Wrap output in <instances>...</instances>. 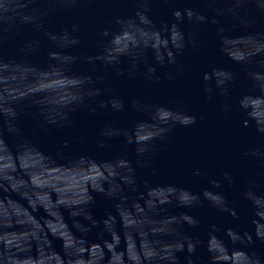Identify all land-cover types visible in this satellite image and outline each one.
I'll list each match as a JSON object with an SVG mask.
<instances>
[{"label": "clouds", "instance_id": "9594fccd", "mask_svg": "<svg viewBox=\"0 0 264 264\" xmlns=\"http://www.w3.org/2000/svg\"><path fill=\"white\" fill-rule=\"evenodd\" d=\"M40 2L43 4L56 5H75L77 3H93L97 0H18L16 2L19 24L29 27L36 37L28 39L20 36L19 31H12L16 20L13 17H4L0 21V66L9 68L18 63V59L9 58L4 55V49L10 42L18 45V51L27 60L34 54L43 52L49 59L62 60L72 65L84 62L89 69L81 74V92L76 97L74 107L62 112L58 119L49 118L43 107L31 102L27 96L17 99H9L6 96L0 98V143L7 145L8 137L17 141L18 150L22 152L31 144V140L24 136L19 126V118L24 113L25 108L32 110L36 126L33 128V135H39V131L48 132L51 128H70L74 121V113L85 110L90 115H96L97 110H111L114 113L137 111L142 102L140 99L130 97L125 99L111 90L108 73L112 72L116 77L125 79H143L145 82L156 85L161 83L162 77L158 74L159 70L166 69L164 78L169 81L175 80L177 75L183 73V66L179 63V58L184 55L189 48L199 51L204 47V42L198 36V30L202 26L211 25L215 33L227 31L224 20L231 21L245 29L253 30V34L264 39V0H198L202 4L203 10L194 7L183 9L175 8L172 10V21H162L159 24V31L165 36L171 34L168 47L161 53L157 50L151 62L139 56H130L129 61L132 67L125 72L115 66V62L102 55H83L79 51H69L68 49L79 50L83 41L80 37L82 27L78 23L60 26L58 28L46 26L44 17L50 12L56 11L55 8H44L32 10L30 12L19 11L27 8L29 4ZM135 11L130 18L115 16L108 21L109 25H121L127 19H135L152 26L154 21L150 16L152 0H132ZM8 3L5 12L8 10ZM207 13V14H206ZM183 25L191 27L192 31L186 32ZM259 25V27H258ZM98 38H106L110 35L109 27H101L97 31ZM57 40L65 42L61 51H56L51 47H45ZM256 69L248 70L246 75L252 81L253 86L264 90V57ZM234 63L247 67L249 61L245 59L234 60ZM238 74L231 69L210 66L201 75L202 90L206 98L211 99L215 94L223 98L220 110L224 115L236 113L241 117V125L245 129H251L255 134L264 137V123H253L248 118V113L253 106H246L242 103L244 96H241L235 103L231 102L232 88L237 82ZM247 95V94H245ZM179 117L171 124L165 126L156 136L145 137L138 135L136 128L139 123L131 128H122L114 123H105L97 132L95 137L96 147L99 149L109 148L111 143L119 139L125 148L131 147L135 153V163L128 158L127 150L119 156L118 163L114 166L115 173L113 179L117 181L116 187L101 186L91 192V194H78L69 205L70 215L74 219V227L80 233L79 237L73 238L71 242L63 237L60 239L64 254L63 264H180L179 254H186V264H195L194 257L198 247H206L209 254V264H222L217 258L222 256L226 250L220 243L215 247H209L204 240L193 239L184 231V226L196 227L199 220L187 212H181L176 216L168 218V232L172 239L158 244L154 241L142 244L136 241L124 243L121 249L120 230L115 222L114 211L108 212L103 218H96L92 208L95 204V195L103 196L112 205L113 209H119L129 203V200L142 199L141 186L145 192L150 189H159L166 192L167 199L160 201L154 200L153 209L157 212L169 205L176 208H197L202 207L207 202L211 207L220 212L228 213L234 219H239L235 208L231 206L223 193L216 191L221 187V180L208 178V187L199 192H193L188 188L179 187L175 184H152L147 180L141 181L137 175V169L146 171L150 175H157V170L153 167V162L157 158L160 150L167 151L170 142L171 131L179 126L188 128L198 123V117L179 109ZM201 116L199 119H203ZM84 143V138H77ZM69 147V141L65 140L57 151L64 152ZM241 156L256 163L260 169V175L264 177V145L246 146ZM88 155H78L77 160L87 161ZM3 161L0 160V175L9 169L2 167ZM118 169V170H117ZM194 175L202 176L199 169L194 171ZM223 180L229 186H234L236 181L231 172L225 171L222 174ZM260 185L255 179L248 180L242 193L243 198L249 202L253 208V226L256 218V205L250 198V192H257L264 197V191H257ZM211 193V196L208 194ZM35 212L41 211V206L33 209ZM8 225H4L2 231L6 232ZM125 228H135V225L124 224ZM212 230L208 233L213 239H218L216 233L220 229L212 225ZM94 229L98 230L101 240L90 245L87 236ZM224 235L233 245L232 253L238 252L243 260L240 264H264V260L255 252L248 251L249 246L256 240L264 242V230H258L254 226V232H239L229 227L224 229ZM32 240L24 237H12L7 235L0 236V264H46L39 255L33 257L29 255V247ZM231 254V253H230ZM45 256L48 253H44ZM198 259V257H197Z\"/></svg>", "mask_w": 264, "mask_h": 264}]
</instances>
